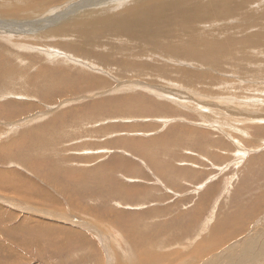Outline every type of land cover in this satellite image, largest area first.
Masks as SVG:
<instances>
[{
	"label": "rangeland",
	"instance_id": "obj_1",
	"mask_svg": "<svg viewBox=\"0 0 264 264\" xmlns=\"http://www.w3.org/2000/svg\"><path fill=\"white\" fill-rule=\"evenodd\" d=\"M60 1L41 0L24 38L47 7L65 3L70 13L88 3ZM226 1L185 2L180 11L196 16L212 5L206 25L194 15L189 30L175 25L180 11L163 7L175 27L163 47L72 31L17 39L21 50L0 36V264H108L106 250L115 264L157 251L172 264L236 263L238 245L264 221V3ZM89 171L99 173L93 183ZM36 189L58 205L31 202ZM54 205L86 223L66 227L80 241L43 217ZM33 221L55 228L26 235Z\"/></svg>",
	"mask_w": 264,
	"mask_h": 264
},
{
	"label": "bare ground",
	"instance_id": "obj_2",
	"mask_svg": "<svg viewBox=\"0 0 264 264\" xmlns=\"http://www.w3.org/2000/svg\"><path fill=\"white\" fill-rule=\"evenodd\" d=\"M33 3V5H28L25 4L26 2ZM88 3L85 7V9H81L78 11H73L70 13L65 12V8H60L61 6H65V3L63 5L57 6L54 4L52 6L47 7L46 9V14L37 16L36 21L33 25V29L31 30L29 37H25V34L29 31V23L31 22V19L38 13V11L41 9V0H3L1 6H0V36L1 38L8 44H10L12 47H17L18 49H23V45H14L15 40L17 39H28L30 41H34L35 39H46L44 33H60V34H70V32L72 31H76V33L78 32L79 34H83L86 35L88 37H96L97 35H100V33L104 34L108 33V34H117V35H122L123 38L119 39V40H128L130 42L134 41L135 39L137 40V44L138 45H144V43H146L147 41L150 42H154L155 44L162 46L163 47V37L167 34V32H171L174 30V28L172 27V24L174 23V20L172 19V12L170 11H164L163 7L168 6L169 8L173 9V10H181V7L184 5L185 2L189 1V0H86ZM233 1V0H232ZM231 1V2H232ZM239 1V0H238ZM243 1V0H242ZM253 1V0H252ZM259 1V0H258ZM262 1V0H261ZM264 1V0H263ZM258 2L260 6H262V4L264 2ZM23 2V3H22ZM62 2V0L60 1V3ZM204 2V1H203ZM207 2V1H206ZM222 2V1H221ZM226 0H223L222 6L223 7L226 4ZM234 2V1H233ZM248 2V0H247ZM250 2V0H249ZM241 3V0H240ZM262 3V4H261ZM204 4V3H203ZM220 4V3H219ZM249 4V3H247ZM246 4V5H247ZM251 4H254V2H252ZM250 4V5H251ZM207 5V6H206ZM216 5V4H215ZM243 5H245V3H243ZM243 5H241L242 7H244ZM245 5V6H246ZM257 5V3H256ZM204 6V5H203ZM202 6V7H203ZM208 3L205 4L203 10H200V15L196 16V12L195 13H188L186 10L184 11H180L179 13H177V21L175 23V25L178 24H182L183 27L188 28L193 24H187V22L190 23V21H193L192 19H194V15L197 17V19L200 21V23H203L204 25L205 22H203V19H208L210 17V15L212 14L211 9L209 10L210 12L208 14H206L205 16L202 17V14L204 13V11L206 10V8H208ZM212 6V5H210ZM209 6V7H210ZM240 6V5H239ZM240 6V8H241ZM254 6V5H253ZM214 7V6H213ZM256 7V6H255ZM259 8V6H257ZM218 8V7H215ZM238 8V7H237ZM264 8V6L262 7ZM262 8H260V10L256 9L257 12L260 11ZM39 9V10H36ZM246 9V8H245ZM61 10V11H60ZM213 10V9H212ZM218 10V9H216ZM248 10V9H247ZM251 10V9H250ZM255 11V9H254ZM215 12V11H214ZM225 12V11H222ZM227 12V11H226ZM246 12V11H245ZM249 12V11H248ZM251 13L252 10L250 11ZM54 13H58L59 16L54 17ZM229 13V12H228ZM233 13V12H232ZM235 13V12H234ZM233 13V14H234ZM237 13V12H236ZM235 13V14H236ZM244 13V11H243ZM264 13V10H263ZM224 14V13H223ZM239 14V12L237 13ZM254 14V13H253ZM257 14V13H256ZM225 15V14H224ZM223 15V16H224ZM232 15V14H231ZM230 15V16H231ZM241 16V13L239 14ZM263 15V14H262ZM262 15H258V16H262ZM45 16L46 18L44 20H41L40 18ZM222 16V15H221ZM226 16V15H225ZM237 16V15H236ZM247 16V15H246ZM257 16V17H258ZM264 16V15H263ZM262 16V17H263ZM233 17V16H232ZM231 17V18H232ZM235 17V16H234ZM243 17V15H242ZM252 17V15H251ZM254 17V18H257ZM260 18L259 20H264L263 18ZM223 18V17H222ZM228 18V17H226ZM238 19V17H236ZM244 18H245V14H244ZM38 19V20H37ZM210 19V18H209ZM221 19V17H220ZM224 19V18H223ZM233 19V18H232ZM226 20V19H225ZM228 20V19H227ZM253 20V19H252ZM48 21L50 22V28L49 29H45V30H40V24L42 22ZM195 21V20H194ZM235 21V20H234ZM251 21V20H250ZM254 21H258L256 19H254ZM197 22V20H196ZM197 22V23H198ZM225 21H223L224 23ZM58 23H60V27H57L55 29H53L54 27H56L58 25ZM196 23V24H197ZM221 24L222 27L224 24ZM195 24V23H194ZM199 24V23H198ZM227 25V22L225 23ZM218 25V24H217ZM216 25V26H217ZM220 25V24H219ZM225 25V26H226ZM233 25V24H232ZM199 26V25H197ZM203 26V25H202ZM228 26V25H227ZM235 26V25H234ZM245 26V25H244ZM181 27V25H180ZM201 27V26H200ZM218 27V26H217ZM246 27V26H245ZM244 27V28H245ZM248 27V26H247ZM264 27V25H263ZM192 28V27H191ZM199 28V27H198ZM202 28V27H201ZM200 28V30H201ZM206 28V26H205ZM204 28V29H205ZM225 28V27H224ZM239 28V27H238ZM242 28V27H241ZM131 29H137L138 31H136L135 33H130ZM207 29V28H206ZM180 30V29H179ZM182 31L184 30L183 28L181 29ZM191 30V29H190ZM197 30V29H196ZM219 30V28H218ZM186 32V31H185ZM190 33V31H187ZM199 32V31H197ZM208 34V32H207ZM183 38V37H182ZM197 38V37H196ZM200 38V37H199ZM178 39L181 40V37H179ZM206 39V37H205ZM264 39V38H263ZM47 40V39H46ZM147 40V41H146ZM203 40V39H202ZM201 40V41H202ZM213 40V39H211ZM210 40V41H211ZM27 41V40H26ZM36 41V40H35ZM39 41V40H38ZM209 41V40H208ZM204 42V41H203ZM216 42V41H215ZM207 43V42H206ZM205 43V44H206ZM94 44V43H93ZM92 44V45H93ZM191 44V43H190ZM198 44V43H197ZM201 44V43H200ZM214 44V43H213ZM189 45V43H188ZM91 46V44H90ZM96 46V45H95ZM184 46V45H183ZM186 46V45H185ZM200 46V45H199ZM218 46V45H217ZM264 46V45H263ZM262 46V47H263ZM91 47H94L91 46ZM156 47V46H155ZM158 47V46H157ZM201 47V46H200ZM212 47V46H211ZM256 47V46H255ZM31 48V47H30ZM161 48V47H160ZM159 48V49H160ZM179 48V47H178ZM177 48V49H178ZM181 48V47H180ZM34 49V48H33ZM157 49V48H156ZM199 49V48H197ZM206 49V48H205ZM29 50V48L27 49ZM155 50V49H153ZM161 50V49H160ZM168 50V49H167ZM183 50V49H181ZM204 50V49H203ZM260 50V49H259ZM41 51V50H40ZM176 51V50H175ZM249 51V50H248ZM133 52V51H132ZM171 52V51H170ZM161 53V52H159ZM197 53V51H196ZM206 53V52H205ZM158 54V53H157ZM165 54V53H164ZM162 53V56L164 55ZM169 54V51H168ZM172 54V53H171ZM169 54V55H171ZM195 54V53H194ZM44 57H46L47 59L49 58L48 54H44ZM166 55V54H165ZM164 55V56H165ZM173 55V54H172ZM163 56V57H164ZM208 56V55H207ZM211 55H209L210 57ZM215 56V55H214ZM218 56V54L216 55ZM256 56V55H255ZM254 56V57H255ZM259 56V55H258ZM71 57V56H70ZM196 57V56H195ZM212 57V56H211ZM167 58V56L165 57ZM208 58V57H207ZM169 59V58H168ZM173 58H170V61ZM70 60V59H69ZM162 60V59H161ZM224 60V59H223ZM72 61V60H70ZM69 61V62H70ZM68 61H66L67 63ZM73 62V61H72ZM168 62V61H167ZM71 63V62H70ZM74 63V62H73ZM81 64V63H80ZM82 64L87 65L85 62H83ZM167 67V66H166ZM234 70V69H233ZM241 70V69H240ZM157 71V70H156ZM262 71V70H261ZM260 71V72H261ZM158 72V71H157ZM239 74V73H238ZM242 77V76H241ZM241 80V79H240ZM117 81V80H116ZM144 81V80H143ZM120 83V82H119ZM150 83V82H149ZM135 84V83H134ZM142 84V83H141ZM137 85V84H136ZM118 86V84H117ZM263 86V85H262ZM135 85H133V83H129L128 86V90H132V88H134ZM257 88V87H256ZM255 88V89H256ZM152 89V88H151ZM153 94H158L160 93V91H153V90H148ZM196 91V90H194ZM256 91V90H254ZM150 93V94H151ZM256 93V92H255ZM196 94V93H194ZM160 95V94H158ZM263 95V94H262ZM7 99V98H6ZM206 99V98H205ZM231 99V98H230ZM260 99V98H259ZM203 101V100H202ZM5 103V102H4ZM3 103V104H4ZM8 103V102H7ZM10 103V102H9ZM14 102H12L13 105ZM206 103V102H205ZM24 104V103H23ZM244 104V103H243ZM233 105V104H232ZM2 106V105H1ZM6 106V105H5ZM11 106V105H10ZM226 108V107H225ZM218 110V109H217ZM215 110V111H217ZM204 112V111H202ZM224 112V111H223ZM220 113V112H219ZM209 114V113H208ZM214 114V113H213ZM211 115V113H210ZM222 115V113H221ZM227 115V114H226ZM212 116V115H211ZM232 116V115H231ZM213 117V116H212ZM130 118V117H129ZM128 118V119H129ZM231 118V117H230ZM234 118V117H233ZM221 119V118H220ZM240 119V118H239ZM253 119V118H252ZM212 120V119H211ZM224 120V119H223ZM131 121V120H130ZM220 121V120H219ZM218 121V122H219ZM228 121V120H227ZM210 123V122H209ZM228 123V122H227ZM234 123V122H232ZM215 124V123H214ZM217 124V123H216ZM225 124V123H224ZM237 125V124H236ZM217 127V126H216ZM243 127V126H242ZM226 128V127H225ZM215 130V129H214ZM134 131V130H133ZM221 131V129H220ZM243 132V131H242ZM222 133V131H221ZM225 134V133H224ZM247 134V133H246ZM40 135V134H39ZM130 136V135H129ZM42 137V136H41ZM239 138V137H238ZM245 138V137H244ZM79 139V138H78ZM122 139V138H121ZM232 140V139H231ZM235 141V140H234ZM250 141V140H248ZM123 143V142H122ZM175 144V143H174ZM234 144V143H233ZM119 146V145H118ZM121 147V146H120ZM240 148V147H239ZM76 149V148H75ZM89 149V148H88ZM121 149V148H120ZM94 151V150H93ZM90 153V152H89ZM106 153V151H105ZM78 154V153H77ZM237 154V153H236ZM103 155V154H102ZM113 155V154H112ZM108 156V155H107ZM106 158V156H105ZM113 158V157H112ZM120 158V157H119ZM116 159V158H115ZM90 160V159H89ZM113 160V159H112ZM138 160V159H137ZM109 164V163H108ZM119 164V162H118ZM104 165V164H103ZM122 165V164H121ZM119 164L118 167L121 166ZM115 168V167H114ZM113 168V169H114ZM117 168V167H116ZM122 168V167H121ZM125 168V167H124ZM115 170V169H114ZM125 170V169H124ZM97 171V170H96ZM106 171V170H105ZM94 172V171H93ZM100 172V171H97ZM96 174L91 173V171H89V173H91V175L89 176V178L91 179L92 183L94 182L95 177H97L96 175H99V173ZM103 172V171H101ZM118 172V171H117ZM87 173V174H89ZM108 173V172H107ZM103 174V173H102ZM102 174H100V176L102 177ZM117 175V173H115ZM85 175V174H84ZM2 176V174H1ZM0 176V177H1ZM86 177V176H85ZM99 177V176H98ZM122 177V176H121ZM2 178V177H1ZM129 178V177H128ZM178 178V177H177ZM22 179V178H20ZM171 179V178H170ZM82 180V179H81ZM106 178L105 180L103 179L102 184H104L106 182ZM2 181V180H1ZM28 181V180H26ZM86 181V180H85ZM90 181V182H91ZM109 181V179L107 180ZM24 182V181H23ZM82 182V181H81ZM87 182V181H86ZM120 182V181H119ZM27 183V182H26ZM25 183V184H26ZM91 183V184H92ZM70 184V183H69ZM84 184V182H83ZM90 184V183H89ZM101 184V183H100ZM127 184V183H126ZM125 184V185H126ZM34 184H31V186H33ZM107 185V184H106ZM4 186V185H3ZM2 186V187H3ZM7 186V185H6ZM24 186V185H21ZM36 186V185H34ZM54 186V185H53ZM102 186V185H101ZM72 187V186H71ZM103 187V186H102ZM74 188V186H73ZM104 188V187H103ZM25 189V188H24ZM55 189V188H54ZM28 191V190H27ZM29 192H27L25 195L27 197ZM37 194L34 195V197H31L29 200L35 204H44V202H40V200L42 201H46L47 203H51V205L54 203L55 205H58V202L50 200L47 194H45L46 192H42L39 189L34 190L31 194ZM128 193V191L126 192ZM94 195V194H93ZM127 195V194H126ZM0 196H1V192H0ZM29 196V195H28ZM129 196V195H127ZM3 196H1L2 198ZM5 198V197H3ZM84 199V198H83ZM79 200V199H77ZM96 200V199H95ZM98 200V199H97ZM68 201V200H67ZM71 201V200H70ZM16 202V201H15ZM79 202V201H78ZM81 202V201H80ZM123 202V201H122ZM6 203V202H4ZM127 203V202H125ZM7 204V203H6ZM69 204V203H68ZM18 205V202L17 204ZM51 206V208H46V209H41L42 215L43 217H46L47 215L50 216L51 218H54L57 220V218L60 219V224H58L56 222L55 225H60V234H63L62 237H68L71 238H78L77 240H81V238L79 239L78 234L76 233L75 230H72L74 228L70 227V228H66L69 226H77L79 225L78 223L80 222V225H86V223H84L83 221H80V217H75L73 216L71 213L70 209L68 210V213L65 214L64 210H60L62 208H59V206ZM77 205V204H76ZM136 205V204H135ZM48 206V204H47ZM66 206V205H65ZM1 207V206H0ZM61 207V206H60ZM118 207V206H117ZM126 207V206H125ZM55 208V209H54ZM23 210H25V208H22ZM140 209V208H139ZM89 210H91L89 208ZM120 210V209H119ZM154 210V209H153ZM32 211H37V210H33ZM31 212V211H30ZM75 212V211H74ZM149 212V211H148ZM156 212V209H155ZM86 213V212H85ZM89 214V212H88ZM87 214V215H88ZM94 214V213H93ZM150 214V213H149ZM83 215V214H82ZM89 216V215H88ZM91 216V214H90ZM67 217H69L70 219L67 220ZM97 217V216H96ZM48 218V217H47ZM88 218V217H87ZM91 218V217H90ZM58 219V220H59ZM94 220H90V221H96L95 218H93ZM100 219V218H99ZM192 219V218H191ZM35 220H38V218H36ZM41 221H44V219H40ZM48 220V219H47ZM57 220V221H58ZM86 220V219H85ZM53 221V220H52ZM88 221V220H87ZM48 222V221H47ZM55 222V221H54ZM98 222V221H96ZM34 223V224H33ZM32 223V229H29L28 233H26V235L31 234L32 236V232L33 235H35L36 232H52L53 229H51L52 225L47 226L44 225L43 223H39L36 221H33ZM77 223V224H75ZM109 223V222H108ZM64 224V226H63ZM103 224V223H102ZM82 225V226H83ZM264 221L262 222V225L260 226V224L254 225V229L251 231L253 233H251L250 235H252L254 238L251 239L250 243H248V239L247 238L241 245L239 244L237 247L238 250V256H237V260L235 264H252L251 260L253 261V263L255 264H264ZM36 226V228H35ZM101 226V224H100ZM108 226V225H107ZM21 227V226H19ZM80 227V226H79ZM97 227V226H96ZM4 228V227H3ZM55 228V227H54ZM77 228V227H76ZM84 228V227H82ZM94 228V227H93ZM107 227L105 226V229ZM258 228V230H256ZM260 228V229H259ZM22 229V228H21ZM51 229V230H50ZM3 230V229H2ZM24 230H28L27 228L20 231V234L24 232ZM89 230V229H88ZM95 230V229H94ZM112 230V228H111ZM256 230V231H255ZM255 231V232H254ZM46 232V233H47ZM78 232V231H77ZM103 233V230L100 231ZM99 232V234H100ZM111 232V231H110ZM11 233V232H10ZM88 233V232H87ZM25 234V233H23ZM105 234V232H104ZM2 235V233L0 232V236ZM22 235V234H21ZM45 235V234H44ZM43 235V237H45ZM49 235V234H48ZM57 234H55L56 236ZM65 235V236H64ZM86 235V234H85ZM106 235H109L106 233ZM25 236V235H24ZM39 236V235H38ZM36 236V237H38ZM53 236V235H52ZM96 236V235H95ZM104 236V235H103ZM102 236V237H103ZM251 236V237H252ZM41 237V236H40ZM58 237V236H56ZM83 237V236H82ZM118 237V236H117ZM155 237V236H154ZM39 238V237H38ZM67 238V239H68ZM113 238V237H112ZM119 238V237H118ZM149 238V237H148ZM62 239V238H61ZM64 239V238H63ZM142 239V238H141ZM146 239V238H145ZM144 239V240H145ZM33 240V238H32ZM112 240V239H111ZM149 240V239H148ZM114 241V240H113ZM147 241V240H146ZM34 242V241H33ZM100 242V241H99ZM128 242V241H127ZM150 242V241H149ZM161 243V242H160ZM252 243V245H251ZM104 244V243H103ZM194 244V243H193ZM237 244V243H236ZM160 245V244H159ZM166 246V245H165ZM167 247V246H166ZM105 248V247H104ZM109 248V247H108ZM130 248V247H128ZM156 248V247H155ZM168 248V247H167ZM2 249L1 253L4 251L5 248H0ZM153 249V248H152ZM231 249V248H230ZM229 250V249H228ZM131 251V250H130ZM145 251V250H144ZM149 251V250H148ZM145 252L146 254L149 252ZM231 251V250H230ZM105 252V251H104ZM112 252V251H111ZM111 252H108L106 250V261H108V264H115V261L112 263L110 262V258L108 255H112ZM227 252V250H226ZM10 253L7 252L6 255ZM178 253V252H177ZM125 254V253H124ZM130 254V253H129ZM128 254V255H129ZM145 254V257H146ZM183 254V253H181ZM127 255V256H128ZM131 255H133L131 253ZM174 255V254H173ZM149 259L145 260L144 262L142 261H138V264H172L170 262V258H173L170 256V254H157L154 253V255L152 256V254H148ZM147 256V257H148ZM176 256V255H175ZM130 257V255H129ZM135 257V254L134 256ZM178 257V256H177ZM181 257V256H180ZM114 258V257H113ZM139 258V257H138ZM179 258V257H178ZM182 258V257H181ZM211 258V257H210ZM213 258V257H212ZM236 258V257H235ZM234 258V260H235ZM250 258V259H248ZM142 259V258H141ZM144 259V258H143ZM183 259V258H182ZM198 259V258H197ZM117 260V259H116ZM172 260V259H171ZM180 260V259H179ZM196 260V259H195ZM201 260V259H200ZM176 261V260H175ZM208 261V260H206ZM205 261V262H206ZM124 262V261H121ZM177 262V261H176ZM204 262V261H203ZM210 262V261H209ZM202 263V262H201ZM102 264V263H101ZM105 264V263H104Z\"/></svg>",
	"mask_w": 264,
	"mask_h": 264
}]
</instances>
